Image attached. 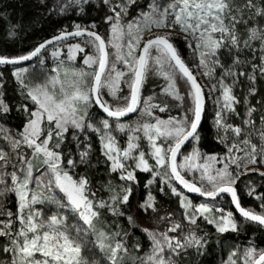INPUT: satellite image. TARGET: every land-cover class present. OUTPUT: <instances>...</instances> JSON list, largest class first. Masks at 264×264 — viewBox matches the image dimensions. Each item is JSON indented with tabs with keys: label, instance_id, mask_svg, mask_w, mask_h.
I'll use <instances>...</instances> for the list:
<instances>
[{
	"label": "snow or ice",
	"instance_id": "6c2138e0",
	"mask_svg": "<svg viewBox=\"0 0 264 264\" xmlns=\"http://www.w3.org/2000/svg\"><path fill=\"white\" fill-rule=\"evenodd\" d=\"M39 6L56 33L0 53V125L20 120L0 127V264H195L213 245L264 264L254 235L236 242L264 228V0Z\"/></svg>",
	"mask_w": 264,
	"mask_h": 264
},
{
	"label": "trees",
	"instance_id": "16d2710c",
	"mask_svg": "<svg viewBox=\"0 0 264 264\" xmlns=\"http://www.w3.org/2000/svg\"><path fill=\"white\" fill-rule=\"evenodd\" d=\"M40 0H0V17L7 13L8 17H11L10 20L0 19V53H12L17 54L25 50H30L31 47L37 43L46 39L56 33L59 28L58 24H55L54 21L57 19L53 17L49 19L46 14L44 13V9L39 6ZM97 14L95 12L92 13V16L95 17ZM23 17V23L26 25V31L22 32L19 37L15 40H10L6 36V28L8 27L9 23L20 22L21 18ZM80 23H89V20L77 21ZM63 23H68V21H63ZM101 33H103V28H101ZM80 38L72 39L71 42H76ZM183 55L187 59H192L190 50L186 48L181 49ZM203 83H207V81H202ZM164 81L162 78L158 77H150L145 89V95L151 94L153 90H158L159 85H163ZM183 87V81H178ZM264 91V81L261 82L259 85ZM125 91L126 86H124ZM237 94L240 93V89L237 88ZM260 97H256L259 99ZM111 99V98H109ZM255 103V101H253ZM212 103L209 101L208 103V114L206 116V120L204 122V131L202 135L205 139L202 141V146L205 151L207 150H216L219 151L222 148V145H218L214 139V130L211 128L212 123ZM241 114H243L244 109L243 107L240 108ZM175 114V113H173ZM259 115L260 110L256 113V120L257 126L260 127L259 124ZM131 119H135V115L130 117ZM235 123H240L239 118H234ZM20 120L13 115V118L8 122V124L0 125V127H9L13 131H15L16 126L19 125ZM4 133H0V144H3L4 141L2 136ZM259 191H264V189H258ZM245 207H251L255 211H260L259 208V201H257L254 197L253 198H245L243 201ZM171 207L175 208V197L171 200ZM245 228H247V234H242L236 242L244 243L247 239L252 238L254 235L256 239V243L264 247V228H260L255 223L245 224ZM211 229V226H207L205 231ZM214 232V229H212ZM231 239L229 243H231ZM226 259L227 257V247H225L224 253L222 254L220 248L218 246L213 245L209 254L206 257H193L195 264H221V260ZM99 259V257H95Z\"/></svg>",
	"mask_w": 264,
	"mask_h": 264
},
{
	"label": "water",
	"instance_id": "95a60500",
	"mask_svg": "<svg viewBox=\"0 0 264 264\" xmlns=\"http://www.w3.org/2000/svg\"><path fill=\"white\" fill-rule=\"evenodd\" d=\"M75 39H77V38H75ZM132 115H134V114H130V117H131ZM237 215H238V213H237Z\"/></svg>",
	"mask_w": 264,
	"mask_h": 264
},
{
	"label": "rangeland",
	"instance_id": "374dc122",
	"mask_svg": "<svg viewBox=\"0 0 264 264\" xmlns=\"http://www.w3.org/2000/svg\"><path fill=\"white\" fill-rule=\"evenodd\" d=\"M122 87H124V86H122ZM110 98V97H109Z\"/></svg>",
	"mask_w": 264,
	"mask_h": 264
}]
</instances>
